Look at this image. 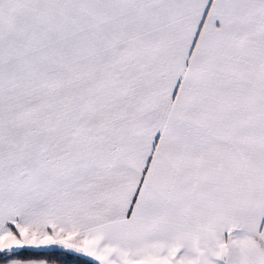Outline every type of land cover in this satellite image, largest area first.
<instances>
[{
  "label": "snow or ice",
  "instance_id": "1",
  "mask_svg": "<svg viewBox=\"0 0 264 264\" xmlns=\"http://www.w3.org/2000/svg\"><path fill=\"white\" fill-rule=\"evenodd\" d=\"M0 264H264V0H0Z\"/></svg>",
  "mask_w": 264,
  "mask_h": 264
}]
</instances>
